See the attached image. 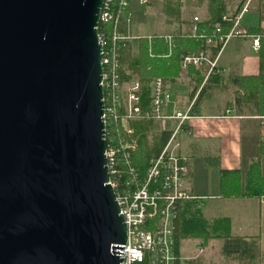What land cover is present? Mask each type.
I'll return each instance as SVG.
<instances>
[{"label": "water", "instance_id": "water-1", "mask_svg": "<svg viewBox=\"0 0 264 264\" xmlns=\"http://www.w3.org/2000/svg\"><path fill=\"white\" fill-rule=\"evenodd\" d=\"M104 0H0V264H121Z\"/></svg>", "mask_w": 264, "mask_h": 264}, {"label": "crops", "instance_id": "crops-1", "mask_svg": "<svg viewBox=\"0 0 264 264\" xmlns=\"http://www.w3.org/2000/svg\"><path fill=\"white\" fill-rule=\"evenodd\" d=\"M247 0H218L220 6L217 7L212 0H182L178 10L171 16L163 12V7L157 4L161 0H145L138 4H149L148 18L151 15L150 23H155L151 36H162L161 26L174 25L178 20L179 24L173 27V32L165 36L167 42L173 41L174 36L189 37L192 28L196 25L198 28L208 20H214L218 17L219 11L222 15L235 16ZM133 2V1H132ZM129 3L125 13L128 18L125 22L124 33L127 37H143L141 30L148 22L145 18L138 17L140 21L132 24L131 17L127 13ZM253 16H249V14ZM195 17H198L195 20ZM226 23L225 29H229V23ZM242 26L247 28L249 33L259 37V48L254 47L253 36L233 37L221 49L218 47V37H213V44L208 46V50L213 56L219 53L215 74L210 77V85L207 86L212 91H227L228 96L223 100L220 108H203L206 105L203 100L195 108L194 98L198 90L193 94V86L184 81H174L165 84L168 88L171 98L163 107V113L166 118L141 117L138 122L134 119H123L122 123L125 129H132L133 133L138 128L136 136L137 145L141 148V139L144 137L146 145L149 148L151 157L158 154L168 135L177 124V119L170 117L177 111L190 110L191 117L185 122L182 130L178 134L181 143L179 152L186 158L185 164L188 167L187 174L184 176V187L195 198L194 206L200 208L204 204L205 196L217 195L224 199L226 210L233 214H223L207 217L208 219L229 216L231 219V232L236 236L247 238L259 237L260 246L258 254H264V247H261L263 236L261 230H258L262 221L264 209V197H237L223 195L222 181L225 171L237 170L234 174L239 175L243 182L245 171L249 169L253 161L260 160L261 174L264 175V99L262 107L253 108L251 113H238L235 107L228 106V100L233 99V92H237L239 87L235 85L234 76L252 77L260 73V50L264 49V0H250L247 11L241 18ZM172 33V34H171ZM203 33H206L204 30ZM147 35V34H145ZM182 56V55H181ZM205 69L204 66H202ZM206 77V76H205ZM205 79V78H204ZM206 107H213L207 105ZM144 118L149 121H144ZM140 141V144H139ZM233 174H231L232 176ZM213 193L207 194V191ZM192 200V199H190ZM238 208V209H237ZM247 219L246 224H240L243 219ZM260 231V232H256ZM217 240V239H214ZM190 241V240H187ZM184 243V242H183ZM180 246L185 245V243ZM207 248L201 256V261L207 260ZM261 250L263 251L261 253ZM189 253V252H188ZM236 253V252H233ZM255 254V253H254ZM250 256V254H248ZM240 255L236 253L232 261L238 260ZM260 257V256H259ZM256 258V257H253ZM206 259V260H205Z\"/></svg>", "mask_w": 264, "mask_h": 264}, {"label": "built area", "instance_id": "built-area-1", "mask_svg": "<svg viewBox=\"0 0 264 264\" xmlns=\"http://www.w3.org/2000/svg\"><path fill=\"white\" fill-rule=\"evenodd\" d=\"M249 3L250 0H247L235 16L222 15V20L230 25L228 31L224 33L220 25L215 29L220 49L235 36H253L254 47L259 48V37L249 33L241 23V18L247 11ZM126 6L127 0H121V6L114 16L115 13L111 10V0H104L100 21L114 20L117 23L118 18L124 14ZM197 19L198 17H195V20ZM197 31L198 27L195 25L192 33L195 35ZM99 38L103 44L104 120L107 133V126L120 118V106L125 108L122 119H130L135 114L141 113L142 84L136 77L121 84L117 46L118 40L128 37L114 30L111 37H107L104 31L99 32ZM205 39L206 44H213V37L208 36ZM218 52L215 56L208 49L197 53H183L181 65L183 68L190 65L204 66L207 69V77L216 69ZM170 98L171 94L163 78L155 77L150 85V102L145 115L153 118H166L163 107ZM170 117L176 118L178 122L166 138L161 151L150 157L144 177L140 176L131 162V151L137 147V139L131 136L132 129H127L130 139L121 138L117 144L107 141L109 183L115 190L120 211L127 225L126 243L120 244L115 250L121 258V264H211L201 261V256L205 251L202 245L197 251L190 253H185L177 245L178 204L182 200L195 198L184 187L183 179L188 167L185 164L186 158L179 152L181 143L178 139V134L191 117V112L189 109L177 111ZM262 123L264 124V120ZM120 153H123V160L120 158ZM123 165L128 170L126 176ZM159 214L160 217L157 219Z\"/></svg>", "mask_w": 264, "mask_h": 264}, {"label": "trees", "instance_id": "trees-1", "mask_svg": "<svg viewBox=\"0 0 264 264\" xmlns=\"http://www.w3.org/2000/svg\"><path fill=\"white\" fill-rule=\"evenodd\" d=\"M217 7L221 4L218 0H212ZM121 0H111V10L116 16ZM128 15L124 12L117 23L114 20L108 22L100 21L99 32L104 31L107 37H111L114 30L124 33L125 22ZM220 25L222 32H226V23L222 20V14L219 11L218 17L214 20H208L198 28L197 33L189 37L177 36L173 41L167 42L163 39L162 43H158L155 37L143 40L138 38V47L134 45L131 38H124L118 40L117 58L119 62V72L121 75V84L130 81L135 77L138 78L142 84L141 91V107L140 114H135L132 118L137 121L138 118L145 117L149 102H150V85L152 80L160 76L163 78L165 84L174 81H184L193 86V94L201 87L207 73V69L201 66L190 65L183 68L181 65V55L183 53H197L201 50L207 49L206 37H218L216 34V27ZM204 30L206 33H203ZM220 43H218V50ZM136 48V50H134ZM216 71V70H215ZM213 71L206 82L202 85L198 97L194 104L201 98V95L209 86L211 75L215 74ZM236 80L235 85L239 87L237 92H233V99L228 100L230 108L235 107L238 113L254 112L253 108H260L264 99V49L260 50V73L252 77L234 76ZM120 118L107 126L106 138L108 143L117 144L119 139H130L127 129L123 126L122 116L125 114V108L119 107ZM147 117V116H146ZM136 118V119H135ZM138 122V121H137ZM139 129L131 135L136 136ZM139 135V134H138ZM140 139V137H138ZM140 144V141H139ZM120 158L123 160V153H120ZM131 162L138 170L141 177L146 175L148 162L151 157L149 152H144L137 145L136 149L131 151ZM124 175H128V170L125 165L122 166ZM237 170L224 171V179L222 181L223 195L238 196V197H264V175L261 174L260 160L253 161L248 170L245 171L243 182L240 181L239 175L234 173ZM233 179L225 178L230 176ZM123 175V177H124ZM231 177V176H230ZM194 198L192 200H182L178 204V216L176 219V241L177 245L189 239H198L199 245L207 247L211 244V240L223 239L226 241L224 247L226 255L229 256L233 252L240 256L246 254L247 247L255 248L260 246V239L258 237L247 238L244 236H236L231 232V219L229 216H219L208 219L204 216L200 208L194 206ZM160 217V214L156 217ZM249 242V243H248ZM250 252L251 257H255L254 252Z\"/></svg>", "mask_w": 264, "mask_h": 264}, {"label": "rangeland", "instance_id": "rangeland-1", "mask_svg": "<svg viewBox=\"0 0 264 264\" xmlns=\"http://www.w3.org/2000/svg\"><path fill=\"white\" fill-rule=\"evenodd\" d=\"M149 1L153 2V0H149ZM181 2H182V0H161V2H159L157 4L161 5V7H163L162 10L165 14H168L169 16H171L176 10L179 9ZM128 3H129V7L127 9V13L130 14V17H131L130 23L134 24V23L140 21V19L138 17L145 18L148 22L145 24L144 29L141 30V32L144 34V35H142L143 37H141V38L143 40L150 39L149 34H153L154 28L157 26L155 23L149 22L151 19V15L148 18V12H149V8H150L149 6L150 5L149 4H138L139 3L138 0H128ZM249 16L251 17L253 15H251V13H250ZM153 19H155V18H152L151 20H153ZM176 24L177 25L179 24L178 20L175 21L174 25L161 26L160 30H163L161 32L165 33L163 35L168 36L169 33H167V32H173V30H174L173 27ZM145 34H147V35H145ZM163 35L159 36V37H155L159 44L162 43L163 39L165 38ZM236 37H245V36H236ZM129 38H131L133 40L135 47L136 46L138 47V43H139L138 37H129ZM134 50H136V48ZM208 77L209 76L205 77L202 85L206 82ZM209 85H210V82H209ZM123 87L125 88L126 84L123 85ZM226 92L227 91H212V90H210V88L207 87L204 94H202L201 98L196 102L195 108L197 107V104H200L202 102V100L206 104V105H203V108H206V109L220 108L221 105H219V104H221L223 102V100L225 98H227L229 95L232 96L231 92H229L228 96L225 95ZM197 97H198V93L196 94L194 101H196ZM207 105H211L213 107H206ZM144 121L147 122V121H149V119L144 118ZM123 126H126L125 123L123 124ZM140 139L141 140L143 139L141 142V150L144 152H149V148L146 145L147 143H146L145 138L140 137ZM230 176H225V178H229L230 180L233 179V177L232 176L230 177ZM213 192L208 190L207 194H211ZM224 199H226V198H219V197H217V195H211V196L207 195V196H205L204 204L201 205L200 209L207 217L220 215V214H223V212H225L227 214H233L229 210H226L227 205H226ZM261 211L263 213V216H262V221L258 224V225H260L259 226L260 228L258 230H261V236H263V237H261V238H263V242L261 244V247L263 248L264 247V209L262 208ZM246 221H247V219L245 218L241 221L240 224L245 225ZM256 232H260V231H256ZM189 240L190 241H187V240L184 241L185 245L182 246V250L185 253L195 252L199 249V246H200L198 239L192 238ZM225 245H226V241L223 239L211 240V244H209L206 247L207 248L206 250L208 253H207V260L206 259L205 260L207 262H210L211 264H264V254L263 255L258 254V251H259L258 247H255L254 249L247 247V250L245 251L246 254H244V256H239L238 260L233 262L232 258H233V256H236V253H232L231 255L227 256L225 249H224ZM251 249H253L252 252L255 253L256 258H253V257L248 255V254H250ZM262 252L263 251L261 250V253ZM204 253H205V251H204Z\"/></svg>", "mask_w": 264, "mask_h": 264}, {"label": "bare ground", "instance_id": "bare-ground-1", "mask_svg": "<svg viewBox=\"0 0 264 264\" xmlns=\"http://www.w3.org/2000/svg\"><path fill=\"white\" fill-rule=\"evenodd\" d=\"M228 176V175H227Z\"/></svg>", "mask_w": 264, "mask_h": 264}]
</instances>
